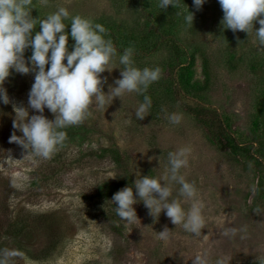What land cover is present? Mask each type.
Segmentation results:
<instances>
[{
    "label": "rangeland",
    "instance_id": "rangeland-1",
    "mask_svg": "<svg viewBox=\"0 0 264 264\" xmlns=\"http://www.w3.org/2000/svg\"><path fill=\"white\" fill-rule=\"evenodd\" d=\"M183 3L161 9L159 0H32L33 18L59 7L89 17L105 26L118 53L133 46L136 66H160L162 75L147 90L152 107L144 119L134 114L143 95L126 93L104 108L93 103L92 114L68 127L64 144L44 159L9 140L13 131L22 135L13 129L12 105L28 107L34 82V73L11 72L4 84L10 103H0V249L22 253L14 264H192L196 255L209 264L221 257L258 264L264 257V52L253 31L224 28L218 0L199 11L193 0ZM187 7L192 27L184 20ZM65 23L70 33L71 16ZM73 43L69 36V50ZM122 68L117 59L101 74L105 92ZM172 112L183 113L179 124L169 121ZM44 115L54 119L47 108ZM218 137L240 150L222 149ZM184 146L192 151L181 172L205 204L201 237L164 212L154 221L142 201L134 205L139 221L119 218L114 193L134 187L140 175L162 178L168 153ZM178 189L173 197L189 208ZM165 226L172 230L168 241L156 234ZM241 226L246 232L224 234Z\"/></svg>",
    "mask_w": 264,
    "mask_h": 264
},
{
    "label": "clouds",
    "instance_id": "clouds-1",
    "mask_svg": "<svg viewBox=\"0 0 264 264\" xmlns=\"http://www.w3.org/2000/svg\"><path fill=\"white\" fill-rule=\"evenodd\" d=\"M206 2L193 0L194 8L199 11ZM43 3L47 4V0ZM218 3L223 11L224 28L234 33L253 31L258 50L264 52V0H218ZM180 4L181 0H159L161 9ZM32 9V0H0V103H10L4 84L11 72L34 73V82L28 92V107L12 105L15 112L13 129H18L22 135L13 131L10 142L20 145L26 155L50 158L66 141V129L81 124L92 114L90 106L93 103L104 108L111 105L114 98L126 93L143 95L134 114L138 120L148 116L152 98L146 93L149 86L161 78L160 66L137 67L135 48L129 46L118 53L113 41L106 38L105 26L89 17L71 15L66 7H59L40 19L33 18ZM70 16L69 33L65 31L69 26L65 20ZM184 20L192 27L194 13L188 7ZM254 22L260 25L258 29H254ZM37 24L40 30L34 32ZM69 36L74 41L71 50ZM29 48L31 55L26 58L25 51ZM117 59L123 65L119 69L121 78L114 81L115 86L109 85L105 92L107 78L101 74L116 69L109 70V65ZM29 108L38 114L29 115ZM45 108L54 114V119L44 115ZM168 119L172 124H179L183 113H169ZM191 151L188 146L170 151L162 178L140 175L135 179L134 187L125 186L114 193L110 201L117 216L127 222L139 221L134 205L142 201L154 221L164 212L172 224L182 225L194 237H201L206 224L205 204L198 198L196 183L187 180L181 172L189 166ZM175 185H179L180 197L191 201L189 208L183 206L180 198L173 197ZM238 232H246V227L226 228L224 234L235 236ZM156 234L160 240L168 241L172 230L165 226ZM21 255L17 249H0V264H14V258ZM192 264H209V260L205 255H196ZM215 264H230V258L221 257ZM258 264H264V257L258 258Z\"/></svg>",
    "mask_w": 264,
    "mask_h": 264
},
{
    "label": "trees",
    "instance_id": "trees-1",
    "mask_svg": "<svg viewBox=\"0 0 264 264\" xmlns=\"http://www.w3.org/2000/svg\"><path fill=\"white\" fill-rule=\"evenodd\" d=\"M217 142L218 144L220 145V147L223 149V148H228L230 149L231 151H238L240 150V148L236 145L235 141L234 140H231V139H222L221 137H218L217 139ZM24 228H21V229H18V231H15L14 232V238H19L20 237V233L21 231L23 230ZM0 244H4V241L2 240L1 241V237H0Z\"/></svg>",
    "mask_w": 264,
    "mask_h": 264
}]
</instances>
